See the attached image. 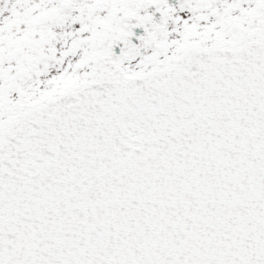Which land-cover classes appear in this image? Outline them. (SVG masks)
I'll list each match as a JSON object with an SVG mask.
<instances>
[{
    "label": "snow or ice",
    "instance_id": "snow-or-ice-1",
    "mask_svg": "<svg viewBox=\"0 0 264 264\" xmlns=\"http://www.w3.org/2000/svg\"><path fill=\"white\" fill-rule=\"evenodd\" d=\"M0 264H264V0H0Z\"/></svg>",
    "mask_w": 264,
    "mask_h": 264
}]
</instances>
